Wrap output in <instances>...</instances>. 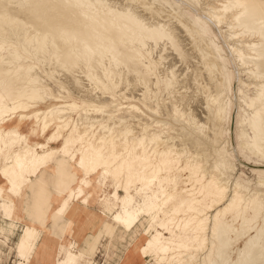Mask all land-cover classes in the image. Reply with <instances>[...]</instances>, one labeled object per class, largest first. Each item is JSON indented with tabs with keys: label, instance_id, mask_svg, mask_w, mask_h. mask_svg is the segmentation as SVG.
<instances>
[{
	"label": "bare ground",
	"instance_id": "bare-ground-1",
	"mask_svg": "<svg viewBox=\"0 0 264 264\" xmlns=\"http://www.w3.org/2000/svg\"><path fill=\"white\" fill-rule=\"evenodd\" d=\"M229 66L241 84L232 140ZM28 122L39 140L23 132ZM237 145L264 160V0H0V234L9 229L0 256L13 246L16 263L30 261L46 219L67 221L78 239L76 218L90 208L78 198L94 179L111 178L118 199L158 187L159 200L183 173L188 198L162 206L192 244L143 227L146 246L143 237L134 246L144 264L153 250L159 263L264 264V175L243 183ZM31 194L32 224L10 245L17 202ZM155 203L149 220L163 230L175 218L157 220ZM103 212L115 220L110 241L137 226L128 210ZM84 257L76 242L61 264Z\"/></svg>",
	"mask_w": 264,
	"mask_h": 264
},
{
	"label": "rangeland",
	"instance_id": "rangeland-1",
	"mask_svg": "<svg viewBox=\"0 0 264 264\" xmlns=\"http://www.w3.org/2000/svg\"><path fill=\"white\" fill-rule=\"evenodd\" d=\"M193 16L204 30L205 35L210 38L215 45L220 46L222 43L216 29L209 24H206V22L195 13ZM234 72L235 69L233 66H229L226 71V78L230 84V90L226 91L229 106L227 115L228 125H226L225 128L228 137L231 140L232 135L229 128L230 124L234 122L235 117L234 89L235 87L241 88V84L239 80L236 79ZM33 126V124L28 122L23 127V132L29 133L31 140L36 141L39 139L36 132H33L32 130ZM55 144L56 143H51L49 146L54 147ZM231 153L237 163H239L238 174L241 172L245 173L242 179L244 184H247L248 179L254 182L260 174L264 175L263 171H256L258 168H264L262 167L264 166V160L251 157L250 154L243 150L239 145H237L235 151H231ZM187 178L188 175L178 173L173 179V182L177 184V187L175 188L173 183L171 185H165L164 195L161 196L159 200L154 199V193L159 192L158 187H154L152 191L139 189L131 195H124L121 193V199H118V192L111 178L103 175L100 178L94 179L89 186L83 187L84 193H82L81 196L84 195V197L78 198L80 200L86 199L90 207L89 210L86 211V214H80L76 218L77 225L79 226L77 232L78 239H73V228L67 221L58 220V225L53 227L50 219H46V221H48V223H46V225H48L46 229H41L37 225V229H39L38 245L30 255V261H27L24 264H44V262L52 255L54 248H57L56 252L53 254L54 264H61L64 259L67 258L69 251L72 248L75 249L76 242L78 243L79 249L85 252V257L79 262V264H144L145 259L141 254L140 248L134 246V241L139 237H143L141 230L143 227H151L150 234L159 237L162 242L169 244H192V236H186L184 231H174V226L177 224L176 219L180 216L174 215L171 210V204L170 207L167 205V208L162 206V202L165 200L173 199L176 203H181L188 198L183 190L187 188V185L191 187L192 182L184 184V181H186ZM32 199V194L29 197L23 195L21 201L17 202L16 215L21 218V221L13 230V233L9 235L10 245H13L16 241L23 225L32 224L31 219L34 214L31 212L30 206L28 205V200L32 201ZM50 200L52 201L50 210L55 211L59 207L60 200H53L52 194L50 195ZM153 202H156L155 204L157 205L160 204L162 208V211L157 212V220L164 219L165 214L171 219L175 218L163 230H158L157 227H154L155 223L149 220L148 215L153 207ZM74 206H78L76 202L71 205L72 209H74ZM103 209L109 210L110 215H116L124 210H128L137 217V226L132 232L119 231L116 237L110 241L109 227L114 225L115 220L104 214ZM184 215L185 214H183V216ZM8 230V227L5 226L4 232L0 234V248H3L5 245L2 239L8 234ZM144 239L146 238L143 237V239H141V245L146 246ZM90 244L93 245L92 249H90ZM95 249H98V251ZM14 251L13 246H5V252L0 256V264L16 263V254ZM148 263L168 264L159 263L155 250L151 252Z\"/></svg>",
	"mask_w": 264,
	"mask_h": 264
}]
</instances>
